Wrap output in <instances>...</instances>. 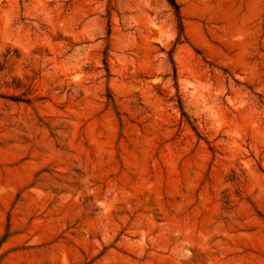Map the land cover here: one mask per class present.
Masks as SVG:
<instances>
[{
	"label": "rangeland",
	"instance_id": "obj_1",
	"mask_svg": "<svg viewBox=\"0 0 264 264\" xmlns=\"http://www.w3.org/2000/svg\"><path fill=\"white\" fill-rule=\"evenodd\" d=\"M0 264H264V0H0Z\"/></svg>",
	"mask_w": 264,
	"mask_h": 264
}]
</instances>
